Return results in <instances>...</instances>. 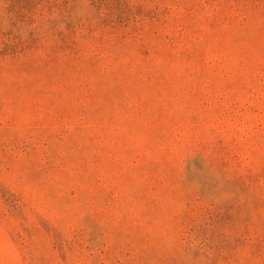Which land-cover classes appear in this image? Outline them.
Here are the masks:
<instances>
[{"label": "rangeland", "instance_id": "374dc122", "mask_svg": "<svg viewBox=\"0 0 264 264\" xmlns=\"http://www.w3.org/2000/svg\"><path fill=\"white\" fill-rule=\"evenodd\" d=\"M0 264H264V0H0Z\"/></svg>", "mask_w": 264, "mask_h": 264}]
</instances>
